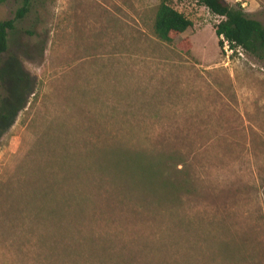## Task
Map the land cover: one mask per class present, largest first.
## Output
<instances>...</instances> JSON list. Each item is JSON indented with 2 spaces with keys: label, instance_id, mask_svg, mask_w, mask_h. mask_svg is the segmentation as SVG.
<instances>
[{
  "label": "rangeland",
  "instance_id": "374dc122",
  "mask_svg": "<svg viewBox=\"0 0 264 264\" xmlns=\"http://www.w3.org/2000/svg\"><path fill=\"white\" fill-rule=\"evenodd\" d=\"M225 1L264 25V0ZM158 2L41 0L15 21L0 264H264V62L220 52L196 0H169L191 25L159 40ZM19 5L0 2V20ZM121 151L172 156L188 192L138 182Z\"/></svg>",
  "mask_w": 264,
  "mask_h": 264
},
{
  "label": "trees",
  "instance_id": "16d2710c",
  "mask_svg": "<svg viewBox=\"0 0 264 264\" xmlns=\"http://www.w3.org/2000/svg\"><path fill=\"white\" fill-rule=\"evenodd\" d=\"M3 1L5 0H0V2ZM36 1L41 0H20V5L14 10L13 16L0 20V64L2 55L7 49L8 34L15 30V21L23 18L31 11ZM196 1L206 7L211 14L219 17L213 25V31L220 52H222L225 42L231 53L239 48L264 62V25L259 20L247 16L239 2ZM190 25L191 22L172 7L169 0H159L152 22L153 33L159 40L170 42L175 35L183 32ZM26 32L31 33L28 30ZM177 46L182 52H188L190 46L188 38L180 39ZM120 154L117 163L128 168L133 173L134 178L138 179V182L146 183L150 188H155L165 195H176L185 190L188 192L185 188L189 184V180L185 177L180 179L175 172H170L176 164V162H172V156L166 159L160 153L148 156L135 151L126 154L121 151ZM170 161L171 163H169Z\"/></svg>",
  "mask_w": 264,
  "mask_h": 264
}]
</instances>
